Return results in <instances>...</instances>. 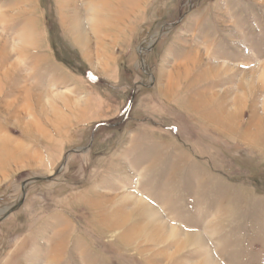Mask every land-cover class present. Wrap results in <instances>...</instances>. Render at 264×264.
Wrapping results in <instances>:
<instances>
[{
    "label": "rangeland",
    "instance_id": "374dc122",
    "mask_svg": "<svg viewBox=\"0 0 264 264\" xmlns=\"http://www.w3.org/2000/svg\"><path fill=\"white\" fill-rule=\"evenodd\" d=\"M101 1L0 0V264H264V0Z\"/></svg>",
    "mask_w": 264,
    "mask_h": 264
},
{
    "label": "bare ground",
    "instance_id": "6f19581e",
    "mask_svg": "<svg viewBox=\"0 0 264 264\" xmlns=\"http://www.w3.org/2000/svg\"><path fill=\"white\" fill-rule=\"evenodd\" d=\"M99 0H92V2L93 3H96V2H98ZM109 1H112L113 2V0H102L101 1V5H102V8H103V12H106V11H110V8H111V6H110V3H109ZM141 2L142 1H140L139 2V5L141 4ZM99 3V2H98ZM110 22V21H109ZM74 29V28H73ZM77 44L78 45H82V41L80 40V39H77ZM29 88H28V86L26 87V84H25V86L23 87V89L22 90H20V88H17L15 91L16 92H18V94H20V93H24V96H27V94H28V97H26V98H29L30 97V92H29ZM44 97H45V94H40L38 97H37V101H36V99L34 100V104H37L36 106L37 107H42V109H46V108H44V107H47V103H44ZM42 101H43V103H42ZM28 104L29 105H32V104H30L29 102H28ZM21 107H23V108H28L27 107V105L25 106L24 104L21 106ZM6 108L7 107H5V110H6ZM22 108H20V109H17V108H15V113H17L16 115H13L14 116V118H15V120H16V122H17V124L19 123V124H21L23 121H24V112H22V110H21ZM45 113V112H44ZM43 113V114H44ZM26 114V113H25ZM47 118H49V116L47 115L46 116ZM32 125L33 124H29L27 127H32ZM1 131V130H0ZM0 141H1V139H0ZM11 145H7L6 144V142H5V144H3L2 145V143H1V150H0V175H1V173H2V170H3V166H4V164H6L7 163V161L9 162H11V163H13V166L14 165H17L19 162V160L18 161H16L18 158L17 157H15V156H13V153L15 154V152H17V153H21V151H20V147L18 146V147H16V148H18L19 150H17V149H11V147H10ZM13 147V146H12ZM21 155V154H20ZM25 157V155L23 156V158ZM4 159H6V160H4ZM29 159L28 158H26V159H24V161H28ZM2 166V167H1Z\"/></svg>",
    "mask_w": 264,
    "mask_h": 264
}]
</instances>
